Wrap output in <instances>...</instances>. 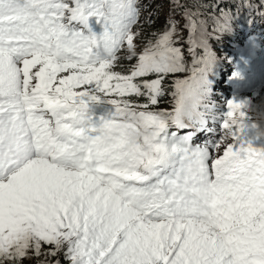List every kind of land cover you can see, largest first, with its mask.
<instances>
[{"label":"snow or ice","instance_id":"snow-or-ice-1","mask_svg":"<svg viewBox=\"0 0 264 264\" xmlns=\"http://www.w3.org/2000/svg\"><path fill=\"white\" fill-rule=\"evenodd\" d=\"M137 5L0 0V264H24L43 245L52 246L44 255L63 250L70 264H264V152L235 147L232 133L244 127L247 106L227 102L225 136L210 147L222 156L193 148V132L179 134L208 113L203 5L175 0L190 68L171 20L137 51ZM89 17L104 23L99 37L84 33ZM211 19L224 32L234 16ZM121 59L134 61L126 73L114 71ZM186 71L172 84V110L153 107L167 78ZM92 88L121 99H110L113 118L87 135L85 98L99 99ZM132 96L146 102L123 99ZM140 122L153 137L128 148Z\"/></svg>","mask_w":264,"mask_h":264},{"label":"rangeland","instance_id":"rangeland-1","mask_svg":"<svg viewBox=\"0 0 264 264\" xmlns=\"http://www.w3.org/2000/svg\"><path fill=\"white\" fill-rule=\"evenodd\" d=\"M181 4V3H180ZM152 2H149L147 9L151 10ZM189 7V6H187ZM221 13V12H220ZM218 13V16L220 15ZM234 16V23L237 25V28L234 29H228V32L221 33L223 37H218V33L208 29V32L210 35L208 36V49L211 54V60L212 63L210 65V71L207 73V78L210 81V84H208L206 87L210 88V86L214 83V79L216 76H219L221 81L227 80L224 76V72L226 71L227 65L231 60H233L234 63L239 62L240 64H243L247 59L255 57V60L252 62L253 67H251L248 71V75H252L253 73H256V70L259 69V74L264 75V66L262 67V64L264 63V31L259 30L255 27H252L251 21L247 18V16L244 13L243 6L239 7V11L237 13L232 14ZM168 20V23L170 20L172 22L176 23L178 25V30L180 32L181 37L183 39L177 43L176 46H181L183 48V55L185 57L184 61L187 67H191L192 62V56L188 52V44H187V38H188V32L187 29L183 27L185 24V18L182 16V9L177 8L175 5V0L169 1L166 5L158 6V4H155V8L151 11V14L148 15H142L139 13L138 16V26L136 30L141 33L140 27L144 26L146 23L152 24L157 26L158 28H161V31L166 27V22ZM144 38L140 35L139 38L136 39L137 44V51L139 52L148 40L142 41ZM232 42V49L229 54L225 55H219L216 51L217 49H222L224 46H226L227 43ZM202 51V50H201ZM123 55V53H121ZM134 61L130 65H132ZM222 74V76H221ZM61 76L67 75V73H61ZM190 75L189 72L184 73H178L175 75L169 76L170 84L167 88L168 91H173L172 84L174 80L176 79H184L187 78ZM143 79V78H141ZM82 90V89H80ZM77 89V91H80ZM89 91L92 94H96L99 96V99L96 100L97 103L100 104H106L109 106L112 105L109 101L110 99H117L119 98L115 94L110 96H105L102 93H97L94 88L89 89ZM227 92V91H226ZM169 96L172 97L171 93H168ZM253 96L247 97L245 94L241 95L233 100L236 101H242L245 103L246 111L248 112V118L244 121V127L241 129L239 126L235 129L233 135L235 136L234 145L235 147H240L243 143V138L246 134L247 128L250 126H253V120L256 119L255 112L259 109H264V103L260 102L257 103L256 101L252 100ZM85 99H88L87 97ZM90 102H94L90 99H88ZM157 109H159L158 106H156ZM165 110L171 111V103H165ZM116 112V108L114 106V109H108L106 114L109 116H114ZM256 124V123H255ZM257 127V124H256ZM224 137H220V139L217 141L219 142ZM208 137L206 135H203L202 138H192L191 139V146L193 148L195 147H212L213 145H210L208 143ZM216 142V143H217ZM233 141L231 139L226 140L224 143H232ZM210 154L214 155V157L222 156L223 152L222 149L220 151H214L210 148ZM51 245H43L42 246V255L39 257L33 256L31 260L26 259L24 261V264H39V262L43 261L44 264H55V256H59L57 259L61 264H70V261L66 258L64 255V251L58 252L55 256H47L43 253H46L48 249H50Z\"/></svg>","mask_w":264,"mask_h":264},{"label":"trees","instance_id":"trees-1","mask_svg":"<svg viewBox=\"0 0 264 264\" xmlns=\"http://www.w3.org/2000/svg\"><path fill=\"white\" fill-rule=\"evenodd\" d=\"M169 1L171 0H138L137 7L139 8L140 14L148 15L151 14V11L155 8V4H158V6H163L169 3ZM149 2H152L151 10L147 9ZM179 2L182 5L191 7L193 0H179ZM199 3L203 5V7L200 8V11L202 13L201 18L207 20V28L213 30V28L215 27L211 19L213 16H218V13H220L221 11L234 13L240 6L246 5L247 0H199ZM263 6H264L263 2L258 5L257 9L259 14L261 13V9L263 8ZM244 11L251 18L254 25L259 27V25L256 23V20L250 15L248 7L244 6ZM254 14H257V11L256 12L254 11ZM166 24L168 25V20ZM231 24H230L231 26L230 29L232 28ZM87 25L88 27L83 29L86 35L88 34V29H90L91 33L96 35L97 37H99L105 30L104 23L97 17H89L87 21ZM140 30H141V36L144 38L142 41L144 42L145 40L153 39V34L160 32L161 28L146 23L144 26L140 27ZM228 31L229 30H226L224 32H228ZM224 32H217L218 37H223L221 33ZM177 47L181 48V46H177ZM231 49H232V42L230 41L222 49H217L216 51L218 52L219 55H225V54H229ZM181 50L183 53L184 51L183 48H181ZM131 63L132 61H129L127 59H121L119 64L114 68V71L119 73H126L127 70L131 67L130 65ZM263 66L264 63L262 64V67ZM258 72L259 69L256 70V73L250 83L243 84L239 69L233 65L232 60L230 58L226 71L224 72L225 73L224 76L227 75V80L224 79L220 81V77L216 76L214 79V83L209 88L210 91L205 97L204 103H205V107L208 109L206 118L202 120L198 126H194L192 128H184L187 132L194 133L191 136V138L203 137V135H206L211 140V145L214 146V144L220 139V137H224L226 130L223 128V123L225 120V114L228 111L227 102L229 100H233L245 94L247 97L253 96L252 100L256 101L257 103L260 102L264 103V75H261ZM234 73L236 75H234ZM166 84L167 85L170 84L169 77L166 80ZM227 90L228 92L226 93ZM171 92L172 91L167 90L164 96L160 98L158 105H156L159 107V110H165V103H171V110H172V107L174 105V100L173 97L168 95V93ZM120 99L121 98H119V100ZM123 99H129L131 101L140 104L146 102V98L144 97L132 96V97H124ZM102 105L104 106V115L103 118L99 120L98 125L96 124L94 126L95 128H99L103 122L109 120L111 116L107 115L106 112L108 109H114V106H109L106 104H102ZM156 106L153 107L156 108ZM91 109L93 110L94 113L102 111L100 107H95V106L91 107ZM253 121L256 123V119H254ZM237 126H233L232 133H234ZM259 130L264 132V122H261V124L259 125ZM167 131L169 133L174 132L172 129H167ZM256 132H257V127H253V126L248 127L242 143L244 146L250 144L252 148L264 152V135H257ZM58 258L59 256H55V264H57ZM59 264L61 263L59 262Z\"/></svg>","mask_w":264,"mask_h":264},{"label":"clouds","instance_id":"clouds-1","mask_svg":"<svg viewBox=\"0 0 264 264\" xmlns=\"http://www.w3.org/2000/svg\"><path fill=\"white\" fill-rule=\"evenodd\" d=\"M261 122H264V109L256 111L257 135H264V132L259 130ZM152 137V130L149 127H146L143 122H140L137 127L129 130L126 137V146L131 148L137 144H142L145 140H151Z\"/></svg>","mask_w":264,"mask_h":264},{"label":"bare ground","instance_id":"bare-ground-1","mask_svg":"<svg viewBox=\"0 0 264 264\" xmlns=\"http://www.w3.org/2000/svg\"><path fill=\"white\" fill-rule=\"evenodd\" d=\"M226 73H227V72H226ZM225 78L227 79V75L225 76ZM220 81H221V79H220ZM231 82H232V81H231ZM227 92H228V90H227ZM227 92H226V93H227ZM222 110H223V109H222Z\"/></svg>","mask_w":264,"mask_h":264}]
</instances>
